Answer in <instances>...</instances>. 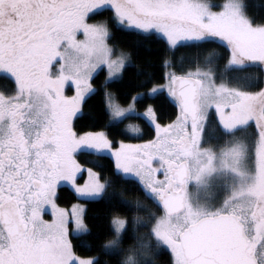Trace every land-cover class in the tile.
I'll use <instances>...</instances> for the list:
<instances>
[{
	"label": "snow or ice",
	"instance_id": "1",
	"mask_svg": "<svg viewBox=\"0 0 264 264\" xmlns=\"http://www.w3.org/2000/svg\"><path fill=\"white\" fill-rule=\"evenodd\" d=\"M115 32L166 53L209 44L224 53L197 54L186 69L181 57L180 71L165 55L163 82L137 71L144 91L123 106L106 89L135 66L117 54ZM105 68L106 123L85 130L77 121ZM0 80L13 85L0 90V264H160L164 255L166 264H264V15L249 0H0ZM165 92L170 122L152 104L138 111ZM131 119L152 138L128 123L118 134L143 142L117 140ZM83 156L107 158L152 207L123 199ZM80 201L111 206L102 235Z\"/></svg>",
	"mask_w": 264,
	"mask_h": 264
},
{
	"label": "trees",
	"instance_id": "2",
	"mask_svg": "<svg viewBox=\"0 0 264 264\" xmlns=\"http://www.w3.org/2000/svg\"><path fill=\"white\" fill-rule=\"evenodd\" d=\"M221 0H216V2H220ZM250 4V12L257 15H264V7H256V5L264 4V0H249ZM113 31H115L113 29ZM111 43L115 46V48L120 49L122 51L128 52L131 56V62L135 66L133 69L126 71L124 73V81L122 84H112L107 91H112L116 93L119 102L123 105L131 102V95L135 94L136 91H144L143 89H136L135 85L136 81V73L140 70L151 71L156 74V78L160 80L162 76V68L161 62L162 59L167 55L169 58H172L175 64V70L180 71V58L184 57V68H188L190 66V61H192L193 57L199 54L200 58L203 59L209 52L215 50L217 53L221 55L224 53V49L222 46L218 44H209L205 45L203 48L195 49V48H180L176 50L174 53H166L163 50V46L158 43L152 44H144L139 42V38L132 34H127L123 32H115L114 38ZM151 67H148V65ZM224 61H220L218 65V69L223 68ZM221 66V68H220ZM258 70L252 69L251 73H256ZM106 78L105 70H101L99 74L96 76V86L98 88V93L94 95L88 102L84 109V113L82 114V118L78 119V125L85 129L91 128H100L106 123V119L103 115L104 112V91L105 89H101L100 85L103 84ZM143 77H141L142 79ZM160 82H163L160 80ZM147 104H152L158 114L159 121L161 123H168L172 119L175 118V106L170 102L167 97V93L158 96L156 99H145L143 102H138L137 108L139 111H142L144 106ZM137 121L140 127L144 131L143 139H150L154 135V132L145 126V123L142 120L131 119L129 121ZM214 121L213 116L211 118ZM127 123V120L124 124L120 125L118 130H115L112 134L116 139H131L128 134L127 137L120 136L118 133L124 130V127ZM89 160H97L99 164L103 165V169L96 168L91 163H86L85 166L94 167L96 171H102V175L108 177L112 181H114V190L116 193H123V199L132 200L133 204L135 200H140L142 204L148 205L149 208L152 207L150 201L144 199L142 193H140L137 188L130 184H124L117 180V178L112 174L113 170L111 168L110 162L107 158H98V157H89L83 156L81 157V161H89ZM113 189H109L111 192ZM60 200L61 206H69L71 203L75 202L73 196L74 194L65 187L60 191ZM84 202V201H83ZM85 203V207L87 209V219L90 227L92 228L93 233L103 234L108 228L109 222V214L111 210V206L104 203ZM115 203V201H114ZM116 207L120 210L121 214L125 213V209L121 208L118 204ZM154 210V209H153ZM137 214V213H133ZM139 215H145L144 212L138 213ZM79 254L85 255V253L81 251ZM104 259H108V257H104ZM168 260V256L164 255L160 259V264H166Z\"/></svg>",
	"mask_w": 264,
	"mask_h": 264
},
{
	"label": "rangeland",
	"instance_id": "3",
	"mask_svg": "<svg viewBox=\"0 0 264 264\" xmlns=\"http://www.w3.org/2000/svg\"><path fill=\"white\" fill-rule=\"evenodd\" d=\"M221 2V1H220ZM98 20H103V19H101L100 17H96L95 18V20L93 21V22H96V21H98ZM116 49V52H117V54H119V52L120 51H122V50H120V49H117V48H115ZM220 68H221V66H220ZM105 70V73H106V75H107V70H106V68L104 69ZM130 103V102H129ZM123 105V104H122ZM123 106H127V104L126 105H123ZM139 111V110H138ZM143 111V110H142ZM213 116V119L215 120V117H214V114L212 115ZM212 116L210 117V120H211V118H212ZM212 121V120H211ZM128 123H136V124H139L137 121H134V120H132V121H129V120H127V123H126V125L128 124ZM215 125L214 124H212V127H214ZM129 135H130V137L132 136V134L131 133H129ZM117 140H119V139H117ZM125 140V142H127V143H141V142H143L142 140H140V139H134V138H131V139H124ZM146 140V139H145ZM86 167H91V166H86ZM95 170V169H94ZM87 178V174L85 173L84 174V179H86ZM80 183H83V179L80 181ZM75 202H77V201H75ZM81 203H84L83 201H80ZM74 203V202H73ZM65 207H70V205L69 206H65Z\"/></svg>",
	"mask_w": 264,
	"mask_h": 264
},
{
	"label": "flooded vegetation",
	"instance_id": "4",
	"mask_svg": "<svg viewBox=\"0 0 264 264\" xmlns=\"http://www.w3.org/2000/svg\"><path fill=\"white\" fill-rule=\"evenodd\" d=\"M106 15L105 16H99L101 19H105L106 18ZM13 87L12 83L10 81H3V80H0V90H4V89H11ZM46 219L50 218L48 216L45 217Z\"/></svg>",
	"mask_w": 264,
	"mask_h": 264
}]
</instances>
